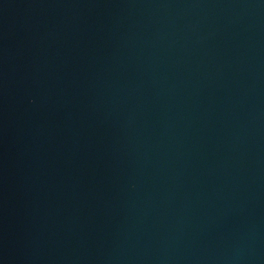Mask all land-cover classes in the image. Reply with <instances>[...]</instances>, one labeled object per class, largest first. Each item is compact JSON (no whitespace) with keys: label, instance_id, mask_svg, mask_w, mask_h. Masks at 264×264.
Wrapping results in <instances>:
<instances>
[{"label":"water","instance_id":"obj_1","mask_svg":"<svg viewBox=\"0 0 264 264\" xmlns=\"http://www.w3.org/2000/svg\"><path fill=\"white\" fill-rule=\"evenodd\" d=\"M0 264H264V0H0Z\"/></svg>","mask_w":264,"mask_h":264}]
</instances>
